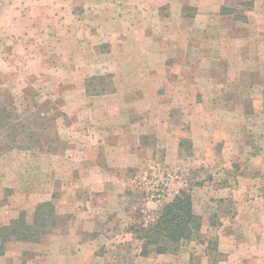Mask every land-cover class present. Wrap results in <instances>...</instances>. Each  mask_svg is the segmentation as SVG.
<instances>
[{"label":"rangeland","instance_id":"374dc122","mask_svg":"<svg viewBox=\"0 0 264 264\" xmlns=\"http://www.w3.org/2000/svg\"><path fill=\"white\" fill-rule=\"evenodd\" d=\"M221 1L236 6V19L212 15L194 28L178 18L177 3L161 11L164 25L145 43L129 37L66 48L74 69L128 64L130 74L116 82L99 71L67 76L65 86L62 75L30 79L24 96L8 85L16 106L0 121V225L22 212L31 223L39 205L53 202L58 226L38 244L10 243L0 264H264V0ZM255 1L263 10H250ZM96 76L102 80L89 81ZM128 78L137 90L123 96ZM112 98L119 116L112 126L131 134L124 139L131 153L100 155L114 179L92 168L80 175L89 189L80 188L73 168L94 156L75 153L78 133L110 135L104 116L112 110L102 101ZM127 115L133 124L122 120ZM182 194L201 218L197 237L174 254L142 255L140 237ZM81 242L87 246L77 250Z\"/></svg>","mask_w":264,"mask_h":264},{"label":"crops","instance_id":"0c3cea01","mask_svg":"<svg viewBox=\"0 0 264 264\" xmlns=\"http://www.w3.org/2000/svg\"><path fill=\"white\" fill-rule=\"evenodd\" d=\"M177 3L180 5L178 18L190 20L194 28L193 24L199 21V18L206 21L207 27L212 15L232 19H236L237 15L232 9L236 6H227L224 1L219 3V0H216L217 5L208 4L206 10L201 4L194 6L189 3L184 4V1L180 2V0H0V94L2 97L0 107L8 106L9 98L14 99L12 97L14 94L8 89L10 84L18 86L21 89V96H24L32 83L30 79H39V77L44 81L52 76L62 75L59 86H65L70 84L67 76L70 77L72 74L78 79L85 80L87 75L107 71L115 77V82L119 73L130 74L128 68L130 66L124 63L119 67L117 63L102 64L98 61L94 71L74 69L71 66L72 56L66 48L72 43L81 44L91 41L110 43L114 46L129 42V37H133L135 42L145 43L152 38L149 36L150 29L156 33L158 28L164 25L161 11L167 5L173 6ZM239 6H242L241 3ZM263 7L261 3L255 1L250 10H263ZM156 39L158 40L159 36ZM111 54H114V51H110ZM93 65L92 63L91 67ZM143 71L138 67L137 73L142 74ZM126 83V92L123 96H128L137 90L136 81L133 82L131 78H128ZM12 102L15 104L16 101ZM102 102L108 105V110L110 108L112 110L104 116L105 123L110 124L111 131L108 132L111 133L108 136L106 132L95 129L78 133L77 139L81 144L75 153L94 156L90 160L87 158L86 161L81 159L79 165L73 168L74 171L79 172V177L73 181V184L75 185L77 181L76 185L80 188L89 189L88 186L85 187L86 184H83V177L80 178V175L87 177L89 173H92L90 172L92 168L114 179L112 174H108V171L98 163L100 155H118L121 150L131 153L130 147L124 142V139L129 138L131 134L126 131L124 136V132H115V127L112 126L114 120L119 117L115 115L114 107L118 106L116 100L112 98ZM124 102L131 105L134 100L127 98ZM44 103L49 106L48 100H44L41 105ZM17 107L20 106L17 104ZM122 120L133 124L129 115L122 116ZM130 132L135 133L134 130ZM119 140H122L121 146ZM68 152L71 151L68 150ZM68 166H71L70 161ZM83 224H80L81 229L85 227ZM94 225L91 223L92 227ZM82 246L86 247L87 244L81 242L77 245V250L82 249Z\"/></svg>","mask_w":264,"mask_h":264},{"label":"trees","instance_id":"16d2710c","mask_svg":"<svg viewBox=\"0 0 264 264\" xmlns=\"http://www.w3.org/2000/svg\"><path fill=\"white\" fill-rule=\"evenodd\" d=\"M91 79L101 78L92 77ZM12 101L13 99L9 98L8 106L0 107L2 123L5 120L10 121L13 116L14 111L10 110ZM46 107L49 108V106ZM57 226V213L53 202L39 205L31 223L22 212L9 224L0 225V256L5 255L7 246L12 242L40 243L41 239ZM201 226V218L193 210L192 198L186 194L179 195L161 209L155 224L145 230L144 235L140 237L143 241L142 251L144 253L142 255L147 257L151 252L157 255L177 253L179 244L182 241L195 239Z\"/></svg>","mask_w":264,"mask_h":264},{"label":"built area","instance_id":"2783aa9c","mask_svg":"<svg viewBox=\"0 0 264 264\" xmlns=\"http://www.w3.org/2000/svg\"><path fill=\"white\" fill-rule=\"evenodd\" d=\"M163 193H164V192H163ZM159 196L161 197V196H163V194H162V195H159Z\"/></svg>","mask_w":264,"mask_h":264}]
</instances>
